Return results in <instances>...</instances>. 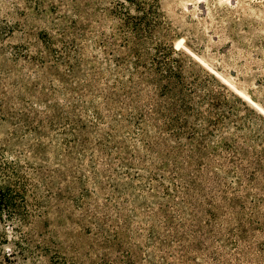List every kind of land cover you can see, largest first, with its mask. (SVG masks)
Wrapping results in <instances>:
<instances>
[{
  "label": "rangeland",
  "instance_id": "obj_1",
  "mask_svg": "<svg viewBox=\"0 0 264 264\" xmlns=\"http://www.w3.org/2000/svg\"><path fill=\"white\" fill-rule=\"evenodd\" d=\"M139 2L146 10H151L152 5L155 6L157 10L155 19L161 22L155 40L167 42L182 53L186 59V74H189L190 69L210 74L226 87L228 93L241 99L236 102L230 123L221 130H216L215 136L209 137L206 148L208 157L205 163L211 170L208 172L203 170L207 177H211L206 183L207 187L221 190L220 186H216V182H212L219 173L225 177L223 181L231 186L229 188L231 195L245 194L246 191L252 194L264 192V168L256 166V162L264 165V0H139ZM136 6L129 0H0V87L5 86L11 100V108L0 110V188L9 196L7 201L0 205V264H54L53 258L60 254L76 257L79 264L93 262L100 264L103 249L98 243V240L102 239V234L97 229L98 222H107V226L111 227L125 226L124 220L130 216L133 218L132 232L142 230V233L130 236L129 240L135 244H145L153 220L158 222L161 219V213L158 216L145 213V202L152 205L150 207L156 211H160L157 198L161 202L169 200L163 192L156 189L155 184L158 182L156 179L152 183L138 178L132 180L137 188L145 185L142 188L144 190L136 189L139 200L134 198L133 193L124 189L121 194H113V184L130 181L124 172L119 175L109 170L104 174H95L89 154L85 159L72 158L68 162L59 163L57 153L61 154L65 146L61 143V138L68 136L69 120L60 119L54 127L44 124L43 128L50 137L42 138L49 147L44 153L45 157L41 159V155L34 156L30 147L31 144L37 143V134L24 129L20 119L15 113L12 114L13 111L17 113L25 110L23 102L48 113L52 112L53 104L58 103L66 113L72 108L70 99L73 101L80 99L82 90L77 88V85L87 84V76L72 73V67L65 61L68 54H65V45L60 41L61 33L52 21L59 22L70 15L80 24L87 25L89 35L96 37L101 31L107 35L115 32L110 39L119 43L123 42L124 38L119 32L127 29L121 28L127 11L137 14ZM44 30L56 36L58 41L53 51L65 54V60L57 59L53 51L44 45L41 39ZM127 33L129 39L135 40V35L130 29ZM81 44L85 50L81 56L80 67L88 70L91 65H96L97 68L105 70L102 69L105 58L111 59L112 53L103 51L100 45L93 47L89 40H81ZM113 52L125 56L129 53L128 48L122 46H117ZM17 53L27 54L28 59L17 56ZM37 55L44 57L45 66L41 61L32 59ZM73 58L72 54L71 60L75 62ZM51 63L54 65L51 66ZM115 72L121 80L129 79L126 73ZM104 76L113 80L114 75L110 71H104ZM96 84L99 88L108 87L102 79ZM85 92L87 100L94 99L95 104L106 112L107 105L97 92L89 86H86ZM144 92L153 94V89L146 84ZM0 98H3L1 92ZM90 108L85 109L83 106L81 110L85 120L99 127L98 131H95V128L89 130L90 148L93 149L96 147L97 139L111 128L107 123L97 121L92 107ZM201 109L206 111V107ZM123 111L135 114V110L129 106ZM122 124V128L117 126L119 128L117 136L126 144L136 147L137 154H145L142 139L137 133V125L127 120H123ZM146 124L144 127L150 129L147 131V137L163 138L172 145L176 142L183 144L182 153L181 155L178 153L177 158L184 172L198 169L195 163L196 156L193 158L187 156L188 148L191 146L188 139L184 136L174 138L165 130L159 132L160 129L157 127L156 129L150 121ZM239 124L242 125L241 129L237 128ZM40 125L42 124H38ZM58 137L61 147H58L59 141H55ZM231 138H236L235 146L246 153L243 158L239 156L237 160L247 169L254 170L259 176L258 180H249L247 170L237 169V172L230 173L232 165L226 158L229 151L221 147ZM162 147L165 149V145ZM216 147L220 155L215 151ZM120 153L128 156L125 151ZM97 155L101 158V154ZM162 155H155L154 158L150 156V160H154H151L150 168L154 169L152 167L154 163L160 164ZM117 156L116 153L113 154L111 164L122 169ZM188 161L192 162L191 167H188ZM98 162L96 169L99 172L111 167L104 161ZM39 165L47 168L58 166L62 170L70 167L76 169L78 175L84 174L86 177L85 186L90 189V195H83L82 184L74 181L72 177H69L67 182L59 176H49L46 184V180L36 172L35 168ZM139 171L145 174L143 169ZM165 174L169 175L166 171ZM22 175L25 178L20 179L19 176ZM238 176L242 179L239 182ZM98 180H101V185ZM165 183L170 184L167 180ZM198 197H202L201 194H198ZM172 202L170 200V206H173ZM226 209L228 214L234 213L233 209ZM146 219L147 223L138 228L141 224L139 220ZM158 229L162 233L167 231L163 225ZM256 232H251L249 240L240 241L236 247L231 243L224 245L226 236H222V239H207L204 242L209 249L218 251L221 258L232 264H264V254L258 248V243L264 242V230ZM92 244H95V249L91 248ZM173 244L176 246V242ZM245 244L251 245L246 248L249 254L241 255L237 260L235 255L238 248ZM154 247L144 245V249L149 251L157 250ZM208 248L189 249L188 253L196 256L197 264H218L209 258ZM116 254L112 248L111 257ZM171 258L175 264H180L181 260L176 256L173 255Z\"/></svg>",
  "mask_w": 264,
  "mask_h": 264
},
{
  "label": "trees",
  "instance_id": "obj_2",
  "mask_svg": "<svg viewBox=\"0 0 264 264\" xmlns=\"http://www.w3.org/2000/svg\"><path fill=\"white\" fill-rule=\"evenodd\" d=\"M129 1H133L137 5V14H131L127 11L121 27L127 29L119 32L120 35L124 36L123 42L118 43L110 39L115 35V32L107 35L106 32L101 31L96 37L89 35L87 25L80 24L76 18L70 15H68V19L65 16L59 22L52 21L61 33L60 41L65 45V54H68L67 60L64 59L66 58L65 54L53 51L56 48L55 45L58 39L52 33L44 30L42 32V42L53 51L57 59L60 58L69 62L72 73L87 76V84L79 83L80 85H77V88L82 90L80 99L77 101L70 99L72 108L67 110L66 113L63 112L64 109L58 103L53 104L52 112L48 113L33 108V105L28 106L26 102H23L25 110L17 111V113L13 111L12 114H16L25 127L24 129L37 134V143L30 146L33 149L34 156L41 155L40 158L42 159L49 147L42 140L44 136L50 137L43 128L44 124L54 127L60 119L69 120L68 136H62L61 138V143L65 146H63L61 154L57 153L59 163H61L60 161L68 162L72 158L85 159L86 155L89 154L95 174H104L110 170L119 175L124 172L130 178L129 182H116L113 184V194H121L124 189L133 193L134 198L139 200L136 189H139V191L144 190L142 188L145 185L143 184L140 188H137L132 180L138 178L139 180H149V183L156 179L158 181L155 184L156 189L168 197L169 200L164 202L157 198L158 201L156 202L160 204V211L150 207L152 205L149 203H144L146 204L145 213L151 216H158L160 213L162 215L158 222L153 220L145 244H135L129 240L130 236L142 233V230L132 232L131 223L133 218L130 216L124 220L125 226L116 225L111 227L110 225L107 226V222H98L97 229L102 234V239L98 240V243L99 247L103 249L100 255V264H175L171 258L173 255L181 260L179 261L180 264H197L196 256L189 254L188 250L208 248L204 240L222 239V236H226L227 239H224V245L231 243L236 247L240 244V241L249 240L251 232L257 233L256 231L264 230V192L252 194L246 191L245 194L231 195L229 194L231 186L223 181L224 176L218 173L212 180V182H216V186H220L221 190H219L216 187H207L206 183L211 177H207L203 172V170H206V172L211 170L210 166L205 163L206 157H208L206 148H208L209 137L215 136L216 130H221L230 123L236 102L241 99L228 93L226 87L210 74H203L195 69H190L189 74H186V59L182 53L167 42H157L155 40L156 32L161 23L155 19L157 14L155 6L152 5L151 10H146L139 0ZM129 29L135 35V40L129 39L127 33ZM81 40H89L92 42L93 47L96 48L97 45H100L103 47V51L112 53L111 59L105 58L102 67L105 70H101V67L97 68L96 65H91L88 70L80 67L81 56L85 50ZM117 46L127 47L129 51L127 56L115 54L113 51ZM152 48L155 50H152ZM72 54L75 62L71 60ZM16 55L28 59L27 54L17 53ZM129 55L132 57H129ZM95 57L98 56L95 55ZM32 59L41 61V63H44L42 65L45 66L44 57L37 55ZM113 60L114 63H112ZM50 65L53 66L54 64L51 63ZM104 71H110L114 75L113 80L106 78ZM115 71L126 73L129 79L127 81L121 80ZM135 76L137 78L134 79ZM101 79L108 84V87L99 88L97 86L96 82ZM146 84L151 86L153 94H145ZM86 86L92 88L103 98L107 105L106 112H103L100 106L95 104L94 99L87 100ZM4 87V85L0 87V92L3 95V98H0V110L7 107L11 108V100ZM242 104L245 105L244 102ZM83 106L85 109H91L90 107H92L97 121L105 122L111 128L110 131H106L102 137L97 139L96 149L90 148L91 136L89 130L95 128L94 130L98 131L99 127L84 119L81 110ZM126 106L134 109L135 114L124 112ZM202 107H206V113L201 109ZM123 120L131 121L137 125V133L142 139L145 154H137L136 147L126 144L117 136L119 131L117 126L122 128ZM147 121H150L155 128H159V132L165 130L174 138L178 139L184 136L188 139V144L191 146L188 148L189 153L187 156L192 158L196 156L195 163L198 169L193 172H184L177 158L179 157L178 153L180 155L182 153L183 144L176 142L175 145H172L163 138L147 137V131H150V129L144 127ZM198 122H202V124H198ZM38 124L42 125L38 126ZM238 127L241 129L242 125L239 124ZM52 139L51 137V141ZM59 139L58 137L55 141H59ZM235 139L231 138L225 141L221 147L223 150L229 151L226 158L232 165L230 173L237 172V169L247 170L249 180H258L259 176L254 170L247 169L242 162L237 160L239 156L243 158L246 153L235 146ZM61 143L59 141L60 146L58 147H61ZM162 145H165V149ZM218 150V147H216L215 151L220 155ZM121 151L127 152L128 156L122 155ZM164 151L165 153H163ZM114 153L118 155L117 158L120 160L122 169L111 164ZM97 154H101V158H98ZM159 154H163L160 164L154 163V166H152L154 169L150 168V164L152 165V161H154L153 159L150 160V156L154 158L155 155L158 156ZM100 160L111 167L99 172L96 166ZM187 163H189L188 167H191L192 162L188 161ZM256 166L264 168L261 162H256ZM35 169L40 177L46 180V184L49 176H59L67 182H69V177H72L74 181L82 184L83 195H90L91 193L90 189L85 186L86 177L84 174L78 175L77 170L72 167L62 170L58 166L47 168L44 165H39ZM142 169L145 174L139 171ZM165 171L169 175H166ZM19 178L23 179L25 176L22 175ZM165 180L170 184H166ZM241 180V177L238 176L237 181ZM99 182L101 185V180ZM198 194H201L202 197H198ZM69 195L71 196V194ZM8 198L7 192L0 188V205L4 204ZM170 200L173 201V206H170ZM226 208L233 209L234 213L228 214ZM139 222L141 224L138 228L147 223V219L139 220ZM162 225L167 229L164 233L158 229ZM173 242H176V246ZM94 245L92 244V249H95ZM144 245L147 247L156 246L154 248L158 250L159 255L155 249L153 251L145 250ZM247 247H251V245L245 244L243 247L238 248L237 255H235L237 260L240 259L241 255L247 256L249 254L246 250ZM112 248L117 252L114 257L110 255ZM258 248L264 254V242H259ZM208 254L212 262L232 264V262L221 258L220 253L216 250L208 248ZM158 256L160 259H158ZM53 263L79 264V261L76 257L60 254L53 258ZM92 264L96 263L93 262Z\"/></svg>",
  "mask_w": 264,
  "mask_h": 264
}]
</instances>
